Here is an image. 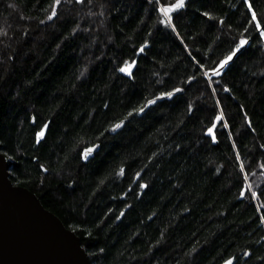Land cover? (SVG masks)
Instances as JSON below:
<instances>
[{
    "label": "trees",
    "instance_id": "1",
    "mask_svg": "<svg viewBox=\"0 0 264 264\" xmlns=\"http://www.w3.org/2000/svg\"><path fill=\"white\" fill-rule=\"evenodd\" d=\"M52 3L0 0L12 182L77 233L92 264H264V42L242 0H187L175 32L150 0H61L48 20ZM246 27L249 45L209 86L203 72ZM125 60L134 78L119 71ZM173 88L184 91L108 130Z\"/></svg>",
    "mask_w": 264,
    "mask_h": 264
},
{
    "label": "water",
    "instance_id": "2",
    "mask_svg": "<svg viewBox=\"0 0 264 264\" xmlns=\"http://www.w3.org/2000/svg\"><path fill=\"white\" fill-rule=\"evenodd\" d=\"M0 150V264H92L77 233L10 178Z\"/></svg>",
    "mask_w": 264,
    "mask_h": 264
},
{
    "label": "snow or ice",
    "instance_id": "3",
    "mask_svg": "<svg viewBox=\"0 0 264 264\" xmlns=\"http://www.w3.org/2000/svg\"><path fill=\"white\" fill-rule=\"evenodd\" d=\"M77 2H82V0H77ZM150 2L155 3L157 6V11L160 13V23L165 24L169 27L172 28V30L175 32L176 31V25L174 23V13H178L180 10L184 9L187 5V0H173V2H168V0H150ZM242 3L247 11L248 18L246 19V24L251 26L252 29H254L259 36V40L257 43L264 42V8L259 7L258 0H242ZM61 4V0H53V3L50 5L51 12L48 15L47 19L51 20L53 17L57 15V5ZM204 16L209 17L210 19H215L214 17L211 16L209 12H204ZM220 24L224 23L223 18H219ZM229 27H231L229 25ZM249 29L246 27L244 28V32L240 34V37L238 40L233 41V47L228 51V53L223 57V59H220L218 62L215 63V66L208 67L204 72L203 76L208 78V85L211 86L213 83H216L215 81L211 80V77L209 76V73L212 74V76H220L224 69L234 60V58L238 57V54L241 53L242 49H244L247 45L250 43V38L245 35ZM179 35V33H177ZM147 41L144 42V44L140 45L139 47V52H144L145 47L147 45ZM124 66L120 67L119 71L121 73L126 74L129 77L134 78V72L133 68L136 64V61H128L125 60ZM199 68L200 69H205V65L203 63H199ZM190 80H194L195 77H189ZM223 91H230L227 86L222 88ZM184 91V89L181 88H173L171 91H162L159 93V96H154L152 99H147L146 102H144L142 105L137 106L133 108L131 111L127 113V115L123 118L118 120L115 123H112L110 125V130L111 132H116L118 129L123 127L125 121L128 119V117L132 116L133 114H141L144 113L146 109L149 108V106L156 104V102L159 99L163 98H172L175 93H179ZM219 103V101H217ZM192 106L189 105V110H191ZM33 121H35V117L32 118ZM216 120H223V112H221L220 115H217L215 117ZM247 119V117H246ZM227 126V125H225ZM249 126H251V122L249 121ZM49 127L47 123H45L39 131L36 132V139L37 143L40 142L41 138L45 136V130ZM215 128V125L212 127L208 128V133L211 135V138L213 141L216 140V135L213 131ZM100 147L99 144L93 143L90 146L84 147L83 150L80 152V157L83 160H87L96 150ZM264 147V145H262ZM43 168L44 166L41 165ZM264 167V165H262ZM123 171V170H121ZM241 171H243V165H241ZM139 176V173L136 174ZM247 179V176H245V180ZM103 183V181H101ZM141 187H146V185H141ZM251 187V186H249ZM241 195H244V192H241ZM257 193L252 192L251 196L253 198H257ZM111 211V210H110ZM123 215V213H121ZM119 219V217H117ZM260 220L262 223H264V216L260 217ZM244 255H249V253L246 251ZM233 259L234 258H229L224 261V264H233Z\"/></svg>",
    "mask_w": 264,
    "mask_h": 264
}]
</instances>
